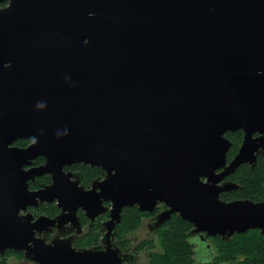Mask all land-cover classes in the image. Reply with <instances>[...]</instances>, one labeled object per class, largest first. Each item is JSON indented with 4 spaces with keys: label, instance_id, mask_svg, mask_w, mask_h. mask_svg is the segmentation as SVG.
I'll use <instances>...</instances> for the list:
<instances>
[{
    "label": "water",
    "instance_id": "obj_1",
    "mask_svg": "<svg viewBox=\"0 0 264 264\" xmlns=\"http://www.w3.org/2000/svg\"><path fill=\"white\" fill-rule=\"evenodd\" d=\"M237 131L242 142L227 162L226 134ZM23 139L32 143L12 146ZM263 142L264 0H8L0 8V256L125 264L110 243L123 208L152 212L157 203L168 210L156 228L175 213L192 234L264 236V201L225 202L219 194L238 185L218 186L253 166ZM37 157L45 165L25 171ZM74 163L105 178L76 188L62 173ZM44 174L53 185L30 192L27 182ZM53 191L62 210L75 198L91 219L109 212L105 247L36 238L46 218L20 212Z\"/></svg>",
    "mask_w": 264,
    "mask_h": 264
},
{
    "label": "flooded vegetation",
    "instance_id": "obj_2",
    "mask_svg": "<svg viewBox=\"0 0 264 264\" xmlns=\"http://www.w3.org/2000/svg\"><path fill=\"white\" fill-rule=\"evenodd\" d=\"M7 6H8V0H4L2 3H0V8H4ZM258 136L260 135H258L257 133L253 135V137H258ZM242 138H243V135H242ZM19 141H24V142L27 141L24 144V148H26L32 143V140L23 139V140H18L14 142L12 146L20 147L21 145H16V143ZM254 155L256 159H255V163L253 166L250 163H244L241 165H246L248 169L254 170L257 165L258 159L260 157H264V142L262 146H260L259 148H257L256 151H254ZM38 158H41V157H37L31 162L30 165L25 166L23 169L25 171H28L29 169L37 168L42 165H45L46 160H44L43 158H41L43 162L41 164H37L36 160ZM232 158L227 159V162L231 161ZM78 164L85 165L83 163H74V164H70L68 166L63 167L62 169V173H64V176H68L67 181H69L70 184L71 183L73 184L76 182V186H75L76 188H80L83 191H89L94 185V181L96 180L102 181L105 178V172L102 170L104 174L97 175L96 178L91 179L89 181L88 186H86L84 184V178H83L82 172L79 169L75 168V165H78ZM240 166L234 172L225 176L218 183V186H222L223 184L228 183V182L230 183L233 182L236 185H238L236 190H229V191L221 192L219 194V198L221 200H223L221 197L223 196L227 197L228 194H231L232 192L234 193L240 189V185L237 183V181L233 180V175L240 168ZM222 171L223 169H220V170H217L216 173L218 174ZM41 176H34L33 179L27 182L28 190L30 192H37L39 190L44 189L47 186L51 187L53 185L52 174H49V175L44 174V176L49 177V183L47 184L34 183V181H36V179L40 178ZM263 190H264V184H263ZM57 197H61V194L57 193L56 191H53L52 198H50V200H47L46 202L45 201L38 202L36 206H28L26 211L20 212V214L22 215L26 213H30L33 216L32 222L36 221L40 217L46 218V220L43 223H41V225L39 226L40 232H36L35 234L36 238L44 240L46 244L50 243L54 239H58V240L70 239L72 242V246L75 248H80V249L105 247V236H106L107 229L104 227V224L110 219L109 212L108 211L103 212L93 217V219H91L86 215L84 207L75 203L74 201L75 198L73 199L72 203H63L62 205L68 209L62 210V208L58 206ZM246 199L252 200L249 198H246ZM230 201H233V200H230ZM254 202H257V201H254ZM43 204H48L52 206L54 209V212L52 214H47L46 212H43L42 215L35 216L33 211L39 209L41 205ZM103 205L109 207V205H106V203H103ZM73 206H76L75 211L72 210ZM135 208L142 215L141 217L142 220L140 221V224L143 221L146 222L145 226L148 227L147 235H152L151 232L154 233L157 229L161 228L166 223L164 222L163 224H161V226L157 228L154 226L156 222V217L163 211L168 210V208L163 203H157L152 212L140 211L138 207L136 206ZM122 218L123 217H122V212H121L120 222L115 226V230H114L113 236L110 239V243L113 244L122 255H125L126 257L125 264H132L133 261L137 260L138 258V252L135 250V247H138L137 244L139 242L136 244H132L131 242V245L130 244L124 245L123 241L117 237V226L122 222ZM140 224L137 229H139ZM192 228H193V225H192ZM90 230H92L93 232L89 233ZM95 230H98V231H95ZM192 237L194 238V240L192 241L189 240V243L194 246L193 252H194V258H195V264H228L227 262L222 261L224 258L220 259L221 256L218 253H216L215 249H213L212 244H211V241L213 238H216V237L220 238V236L209 237V236H206L205 233H202V234L193 233ZM144 241L145 239L140 241V243Z\"/></svg>",
    "mask_w": 264,
    "mask_h": 264
},
{
    "label": "trees",
    "instance_id": "obj_3",
    "mask_svg": "<svg viewBox=\"0 0 264 264\" xmlns=\"http://www.w3.org/2000/svg\"><path fill=\"white\" fill-rule=\"evenodd\" d=\"M242 132H229L226 134V138L231 142V147L227 152V159H231L235 153H237L241 142H242ZM27 142V141H26ZM26 142L19 141L16 145H23ZM43 160L38 158L36 160L37 164H41ZM76 169H79L84 178V184L88 186L89 181L96 178L97 175H103V171L98 167H93L90 165H75ZM233 180H236L240 185V189L236 192L228 194V196L221 197L225 202L230 200L239 199H252L254 201H264V157L258 159L257 165L254 170L248 169L246 165H241L240 168L233 175ZM34 183H49L48 176H41L37 178ZM109 205V203H106ZM42 211L47 214H52L54 209L48 204H43L40 207ZM142 215L137 211L135 207H125L122 211V222L117 226V237L123 241L124 245L131 244L130 240L121 235V233H128L137 224H134L137 217ZM136 219V220H135ZM192 229V225L182 219L178 214H172L166 223L157 231L164 240L165 252L167 254V262L171 264H195L193 245L188 241V232ZM213 240L216 242V239ZM130 242V243H129ZM148 242H146L147 244ZM222 243V242H220ZM224 244L219 246L220 253L224 259L222 261L230 264L236 256L244 258L245 264H264V236L257 230H250L244 234H235L230 241L223 242ZM212 244V241H211ZM139 247H143L141 244ZM213 249L214 246L212 245ZM216 253L220 254L219 251L215 249ZM15 257L17 260H23L22 252L6 251L3 256H0V264H10L7 263L9 257ZM158 263H162L164 259L157 257ZM222 259V258H220ZM155 260V258H153Z\"/></svg>",
    "mask_w": 264,
    "mask_h": 264
},
{
    "label": "rangeland",
    "instance_id": "obj_4",
    "mask_svg": "<svg viewBox=\"0 0 264 264\" xmlns=\"http://www.w3.org/2000/svg\"><path fill=\"white\" fill-rule=\"evenodd\" d=\"M18 148H24V144ZM135 206L136 205H134L133 207H135ZM43 212L44 211H42L41 208L33 211L35 216L42 215ZM141 220H142L141 217L138 216L136 222L134 223V224H137L136 227H134L128 233H121V235L123 234L122 236L128 238L130 240V242H132V244H136L139 242L137 244L138 247L134 246L135 250L138 252V258H137V260L133 261L132 264H159L158 261H156V260H158L157 257H161L162 259H164V261H162V263H160V264H171V262H167V260H166L167 254L164 251L165 250V243H164V240L162 239V237L160 236L159 232L156 230L154 233L151 232L152 235H147L148 227L145 226L146 225L145 221H143L140 224ZM139 224H140V227H139V229H137ZM192 229L189 230V232H188V237H187L188 241L194 240V238L192 237L193 234L191 232ZM95 231H98V230H95ZM91 232H93V231L90 230L89 233H91ZM144 239H145V241L140 243V241H142ZM213 239H212V245L217 250V252L219 251V253H220V250H218L219 249L218 244L219 245L221 244V246H222L224 244L223 242H225L227 240H223L221 238H218V239H216V242H215ZM228 241H230V240H228ZM146 242H148V243L146 244ZM220 242H222V243H220ZM141 244L143 245V247H139ZM219 255L221 256L220 258H222V259L224 258V257H222L221 253ZM153 258H155V260H153ZM243 261H244L243 257L236 256L230 264H245ZM7 263H10V264H33V263L27 262L25 260H17L13 256H11L7 259Z\"/></svg>",
    "mask_w": 264,
    "mask_h": 264
}]
</instances>
